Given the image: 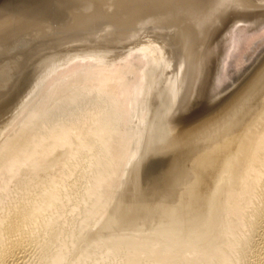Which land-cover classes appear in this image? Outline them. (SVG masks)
Wrapping results in <instances>:
<instances>
[{
    "label": "bare ground",
    "instance_id": "6f19581e",
    "mask_svg": "<svg viewBox=\"0 0 264 264\" xmlns=\"http://www.w3.org/2000/svg\"><path fill=\"white\" fill-rule=\"evenodd\" d=\"M146 78L147 70L143 56L131 59L128 62L99 59L84 62V64L72 65L61 69L51 80L40 87L39 91L12 112L11 117L7 119L8 121L6 120L0 125L2 126L0 132L4 133L9 130L11 131L9 134H12L9 141L5 142L6 147L4 143L0 145V147H5L3 152L0 153V170L8 169L11 173L13 163L10 162L15 160L16 155L27 147L33 138V140L36 138V141L33 145H31V142L29 147H32L30 149L26 148L29 149L25 154L26 156H24L26 159L31 161L30 158L33 155H40L43 152L47 155V152H57L62 147L63 151L60 150V154L59 152L56 153L60 155L57 156L58 158L56 157L57 159L48 155L45 163L42 161L45 171L48 170V172L50 170L55 172L54 167L57 165L58 160L60 162L64 159V163L61 161L63 165L60 171L58 170L61 165H57L56 170L59 174L56 171L55 175L54 173L51 174L54 175L53 177L49 175L50 179L45 178L47 182L44 186L41 185L40 187L38 183L43 184L46 180L37 182L38 180L35 179L38 176L33 177V180L37 182L35 187H39L37 190L31 191L32 195L29 192L30 189L28 191L30 195L27 194L26 196L24 194L25 198L29 196L27 199H30V201H25L29 204L24 205L22 203L24 205L22 206V199H15L13 202L6 204L7 207L0 209V264H10L18 255L17 253L22 247L21 238L19 240V237L28 226L23 221L28 219L29 216H33L34 219L39 216V214H36V209L40 206V203L47 201L48 197L53 199H51L53 204L50 205L52 208L48 204L50 209H45L47 212L42 213V217L39 216L41 219H36V221L33 219L32 230L37 226L46 224L53 215L56 216L55 214L60 209H58V205L63 199L72 198L67 192L66 186H63L64 179L71 175L70 173L76 165H78L76 168L79 167L80 160L84 156H86V159L82 160L86 162V166L91 167V177L84 187V191L81 192L80 197L82 200H89V198L92 200L93 193L98 189L102 190L104 188L102 191L106 192L105 187L111 181L118 186L121 182V170L126 169L124 166L127 165L126 162L134 161L138 163L142 152L147 120ZM66 88H69L64 95L68 99L65 100L66 104L67 101L69 103L71 97H73V100L76 99L73 94H78L77 96L83 94L80 95L83 97L79 96L78 99H85V95L89 94L88 91H94L95 99L91 98L89 104L84 99L81 100L86 103L85 106H81L82 103L79 104L80 100L79 103L77 102L78 99L74 100L81 107L76 106L77 110H68L69 112L67 111L66 115H62L64 111L61 112V104L65 102L62 93ZM45 91L48 93L47 97L45 94L42 95ZM92 94L93 92H91ZM37 96L45 97H42L43 99L39 101L42 103L45 99L44 103L42 105L39 103L40 107H37V111H33V115L29 114L28 120L22 123L19 120L17 121L18 113L25 109ZM87 96L89 98V95ZM59 97L62 98V102ZM57 99L61 102L60 105L57 103L55 107L54 103L51 108L54 110V108L61 106L57 110H60L59 113L62 117L58 115L60 118L57 117L56 120L51 121V118H56L52 117L56 113L52 115L49 111L46 116L44 112L50 110V104ZM70 103L72 102L70 101ZM66 104L64 106L69 108L73 103L67 106ZM71 107H74V105ZM136 107H140L138 119H134L136 118V116L134 117ZM42 111H44L42 113L44 116H41ZM49 115L52 116L49 118ZM45 116L50 120H47ZM133 120H137L135 125L137 129L136 127L134 129L130 124ZM13 125L18 126L15 132L10 130L13 129ZM135 131H137L136 134ZM81 153L85 154L81 155ZM56 154L52 155L56 156ZM128 158H133V160H128ZM35 161L37 162V160ZM26 163L24 162V164ZM32 164L30 165L32 166ZM40 168L43 169V167ZM128 169L126 171L131 168ZM34 170L37 172L36 169ZM1 171L3 172V170ZM13 171L12 174L16 172L13 173ZM27 171L29 172L28 169ZM6 172L4 173L6 174ZM132 173L134 172L132 171ZM25 175L27 176V174ZM34 176L36 175L34 174ZM124 176L129 177L125 175V172ZM14 179L16 180L15 177ZM39 179L41 180V177ZM14 183L21 182L15 181ZM2 193L0 195L3 196ZM118 193L121 195L122 192ZM103 194L105 195V193ZM106 194L108 193L106 192ZM134 195L135 192L133 191L131 193L125 192L119 196L118 202L116 200L117 203L114 202L116 204L112 205L110 210L107 208V219L101 224L99 232L91 234V238L89 236V244L88 247L82 250L85 254L82 257L90 259V256H92L94 258L91 259L92 262H96L94 264H101L96 260L100 258H98L99 255L93 256L96 253L95 248L97 246L101 248L98 250L101 255L103 253L104 256H109L110 262L107 264H264V95L198 157L182 203H163V205L154 209L158 210L160 208L156 215L153 213L154 210H149L152 213L149 218L143 217L145 211L142 210L141 215L138 208V206L147 205L149 202L133 203ZM2 196H0V200ZM75 197L73 196V198ZM107 198L109 197L107 196ZM81 199L80 203L73 201L81 204ZM99 202H96L97 205L100 204ZM44 208L42 207V209ZM33 212L37 215L36 217L32 215ZM39 213L41 214V210ZM167 214L177 215L179 216L178 219L187 218L188 224L191 223L189 226L196 224L198 230L188 227V224L182 229L175 226L176 229H173V227L171 229L172 225L166 229L172 222L171 220H169V223L166 222ZM149 220L150 222L154 220L156 224H150ZM173 221L176 222V220ZM25 222L28 223L29 221ZM165 222L167 226H165ZM28 224L31 225V223ZM142 226L147 230L143 229ZM31 228L29 227V229ZM80 241L83 242V240ZM55 248L56 251L54 249L55 254H53H57V256L65 250L61 244H58Z\"/></svg>",
    "mask_w": 264,
    "mask_h": 264
},
{
    "label": "water",
    "instance_id": "95a60500",
    "mask_svg": "<svg viewBox=\"0 0 264 264\" xmlns=\"http://www.w3.org/2000/svg\"><path fill=\"white\" fill-rule=\"evenodd\" d=\"M143 56L133 203H182L196 160L264 95V0H0V123L63 68Z\"/></svg>",
    "mask_w": 264,
    "mask_h": 264
},
{
    "label": "rangeland",
    "instance_id": "374dc122",
    "mask_svg": "<svg viewBox=\"0 0 264 264\" xmlns=\"http://www.w3.org/2000/svg\"><path fill=\"white\" fill-rule=\"evenodd\" d=\"M68 89L69 88H66V89H64V92L62 93L63 95L62 96H64L66 93V90L68 91ZM79 92V91H78ZM91 92H93V94L91 95ZM91 92H87V93H89V94H86L85 96H86V98L84 99L85 100V102H88L87 104H89L90 102L89 101H91L92 99L91 98H93V99H95V96H94V91H91ZM79 93H82L81 91L79 92ZM44 94H45V96L46 95H48V93L45 91L44 93H42V95L44 96ZM74 95V97H76V99H74V100H77L78 98H79V96L80 95H83V94H79V96H77L76 94H73ZM76 95V96H75ZM87 95H89V98H88V96ZM93 96V97H91V96ZM40 96V95H39ZM39 96H37L38 97V99H37V97H35V98H33L34 100L32 101V102H30L29 103V105L25 108V109H23L22 111H20L18 114H19V116H17V121L19 120V121H21V123L22 122H24V121H26V120H28L29 119V117H30V115H33L32 113H34L35 112V110L37 111L38 110V108L37 107H40V104L39 103H41V102H39L40 100H42L43 98H45V97H43V96H41V97H39ZM43 97V98H42ZM47 97V96H46ZM65 97V99H63L64 101L65 100H68V99H66V96H64ZM63 97V98H64ZM81 97V96H80ZM83 97V96H82ZM81 97V98H82ZM41 98V99H40ZM59 98H61V97H59ZM58 98V99H59ZM56 100L55 102H53V103H51L50 104V108H51V106L54 104V106L56 107L57 106V103H59V105H60V103L62 102V98L60 99V101L61 102H59V100ZM83 99H78L77 100V102L79 103L81 100H83ZM45 100V99H44ZM44 100L42 101V103H41V105L44 103ZM73 100V97H71L70 98V101L73 103H70V101H69V103H68V101H67V104H66V101L64 102V103H62L61 104V106H59V107H61L62 109H67V110H62L61 109V112L62 111H64V113H62V115L64 114V115H66L69 111H73V110H77L76 108L77 107H79L80 105H81V103H82V105L81 106H85V102H80L79 104V106L77 105L78 103L76 102L75 103V101ZM80 100V101H79ZM145 100H146V98H145ZM38 101V102H37ZM74 101V102H73ZM35 102V103H34ZM75 103V104H74ZM145 103H146V109H147V100L145 101ZM64 104H66V106L69 104V105H71V106H73L74 105V107H69V108H67V107H65L64 106ZM36 106V107H34V106ZM37 105H39V106H37ZM31 106V107H30ZM53 106V107H54ZM77 106V107H76ZM80 106V107H81ZM59 107H57V108H59ZM79 107V108H80ZM57 108H54V110H52L53 108H51L50 110H47V112H44V111H42L41 112V116L43 115L42 113L44 112L45 113V115L47 116L49 113L50 114H52V115H54L55 113V115L54 116H52V115H49V118L52 116V117H56L55 119H53V118H51L52 120L51 121H54V120H56L57 119V117H58V115H60V113H59V109L57 110ZM75 108V109H74ZM78 108V109H79ZM31 109V110H30ZM33 109V110H32ZM48 109H49V106H48ZM73 109V110H72ZM55 110H57V111H55ZM69 110V111H68ZM34 111V112H33ZM49 111H51V112H53V113H51V112H49ZM68 111V112H67ZM49 112V113H48ZM48 113V114H47ZM30 114V115H29ZM139 114H140V107H136V109H135V114H134V117L136 116V118H134V119H138V117H139ZM57 115V116H56ZM62 115H60L61 117H62ZM44 116V115H43ZM45 116V117H46ZM60 116L58 117V118H60ZM9 117H11V115L10 116H8L7 118H6V120L9 118ZM48 117H46V119L47 120H50ZM146 119H147V115H146ZM6 120H4L3 122H5ZM8 121V120H7ZM136 121L137 120H133L130 124H131V126H133V128L134 127H136L135 125H136ZM3 122L2 123H0V125L1 124H3ZM133 123V124H132ZM1 127L2 126H0V129H1ZM13 127V129L11 128L10 130H12V132H15V130H17V128H18V126L17 125H13L12 126ZM135 129V128H134ZM136 129H137V127H136ZM8 130V129H7ZM11 131H5L4 133H2V132H0L1 134H0V145H3V143L5 144L4 146L6 147L7 145H6V143L9 141V138H10V136L12 135V134H9ZM136 132L137 131H135V134H136ZM7 134V135H6ZM134 134V133H133ZM134 134V135H135ZM144 134H145V132H144ZM6 137V138H5ZM34 139V138H33ZM31 140L30 141V144H31V142H32V144L31 145H33V143H34V141H36V138H35V140ZM56 139V138H55ZM6 140V141H5ZM6 142V143H5ZM143 143V142H142ZM29 143H28V146L27 147H25L23 150H24V152H22V151H20L17 155H16V157L14 158L15 160L14 161H12V162H10V163H13L12 164V166H10V167H12V169H11V173H10V170H8L7 168V170H4V169H1V170H3V172L0 170V193H2L3 194V196L2 195H0V196H2V199L0 200V209H2V208H5V207H7L8 205H6V204H9V203H11V201L13 202V200H19V199H22V202H21V204L22 203H24V205L27 203V204H29V202H26L25 203V201H30V199L28 200L27 198L29 197H26L25 198V195L24 194H26V196H27V194H29V192L31 193V195H32V192L33 191H35L34 189H36L37 190V188L39 187H35V186H37V182H43L44 180H48V179H50L51 177H53L55 174H56V169L58 168L57 167V165L59 166V165H61V167L59 166V170L58 171H60V169L62 168V165H63V163H64V159H62L61 161L63 162H59V160H58V162H57V165L54 167V170H55V172H51V170H50V172H48V170L47 171H45V169H44V165L42 164L43 162L45 163V160H46V158L48 157V155L50 156V157H59L60 155V150H62L63 151V149H62V147L60 148V150H57V152H59V154L57 155L56 153V151H54V152H51L53 155H55L56 154V156H53L51 153H48L47 152V155L44 153H41L40 155H38V154H36L35 156L33 155L31 158H30V160L31 161H29V159H26L24 156H26L25 154H26V152H28V150L30 149V147H32V146H30L29 147V145H30ZM4 146H2V147H0V148H2V149H0V153H2L3 152V150L5 149V147ZM65 146V145H64ZM63 146V147H64ZM26 148H29V149H26ZM65 148V147H64ZM39 153V152H38ZM55 153V154H54ZM52 156H51V155ZM85 154V153H84ZM83 153H81V155H84ZM57 157V158H58ZM86 156H84L82 159L83 160H85L86 158H85ZM45 158V159H44ZM56 158V159H57ZM81 159V160H82ZM133 160V158L131 159V158H128V160ZM28 161V163H26V161ZM35 160H37V162L35 161ZM80 160V164H79V167H77L76 168V166H78V165H76L75 166V169L73 170V171H71L72 173H70L69 175H67V176H69V177H67V178H65L64 179V183H66V184H64L63 183V186L65 187L66 186V189L68 190L67 192L72 196V198H73V196L75 197V198H73V200H75V201H77L78 203H80L81 201H80V199H81V195H82V193L81 192H83L84 191V187L88 184V182H89V180H90V175H91V167L90 166H86L85 165V161H81ZM43 161V162H42ZM24 162L26 163V164H24ZM30 162V163H29ZM38 162H39V164L41 165H39L38 164ZM82 162V163H81ZM32 163H34V164H32ZM38 165H36V164ZM61 163V164H60ZM30 164H32V166L30 165ZM126 164L127 165H124L125 167H126V169L124 168L123 170H121V172H122V175H121V182L119 183V185L118 186H116L117 184L114 182V184H113V182L111 181L109 184H108V186L106 185V187H105V191L108 193V194H106V192H103L102 190L104 189H98V190H96V192H94L93 193V195H92V197H91V199L92 200H90V198H89V200H82V203L81 204H78V203H75V201H73V200H71L72 198H66V199H63V201L62 202H60V206L58 205V215L57 214H55L56 216H58V217H56V216H52V218H51V220L49 219L48 220V222H46V224H44V225H40V226H37L35 229H33L32 230V221L34 222V220L36 221V219L37 220H40L41 219V217H42V213H46L47 211V209H50V208H52L50 205L51 204H53L51 201L53 200L51 197H48L49 199L47 200V201H44L43 203H40V206L39 207H37V209H36V214L38 215L39 214V216L41 215V217H37V218H32L33 216H29L28 217V219H23L24 221V223L26 224V226H27V231L25 230L22 234H23V238H22V234H21V236L19 237V240H20V238H21V245H22V247L20 248V250H19V253H17L18 255L12 260L13 262H11L10 264H57V263H61V264H77V262H79L78 264H86V263H88V264H94V263H96V262H92V256H90V259L89 258H84V257H82V255L84 254V252L82 251L84 248H86V247H88L87 245L89 244V240H90V238H91V234H95V233H97V232H99V230H100V226H101V224L107 219V215H108V210H107V208L110 210V208L112 207V205H115L117 202H118V198H120L119 196H121L122 194H124L125 192H128V193H131L132 191L133 192H135L136 190H135V186H136V182H137V178H138V175H137V173H138V169H139V165H140V159H139V161H138V163H135L134 161H131V162H129V161H127L126 162ZM11 165V164H10ZM31 167H30V166ZM34 165V166H33ZM130 165V166H129ZM29 166V167H28ZM38 168H37V167ZM43 167V169L42 168H40V167ZM82 166V167H81ZM28 167V168H27ZM36 167V168H35ZM88 167H89V169H88ZM130 170H129V169ZM10 169V168H9ZM29 170V172L27 171L26 172V170ZM30 169H32V170H30ZM34 169H36L37 170V172L34 170ZM87 169V170H86ZM129 170V171H126V170ZM16 171L15 173H14V171ZM22 170V172H20ZM25 170V171H24ZM135 170H136V172H135ZM5 171H7L8 172V174H7V172H6V174L4 173ZM12 171H13V173L14 174H12ZM35 171V172H34ZM58 171H57V173H58ZM89 171V172H88ZM132 171L134 172V173H132ZM31 172V173H30ZM45 172H46V174H45ZM124 172H125V175H128L129 177L127 178V176H124ZM127 172V173H126ZM33 173V174H32ZM49 173V174H48ZM52 173H54V175H51ZM129 173H130V175H129ZM136 173V174H135ZM12 174V175H11ZM23 174V175H22ZM25 174H27V176L25 175ZM34 174L36 175V176H34ZM40 176H39V175ZM59 174V173H58ZM57 174V175H58ZM17 175V176H16ZM29 175V176H28ZM33 175V176H32ZM45 175V176H44ZM49 175H51V177H49ZM56 175V176H57ZM10 176H12V177H10ZM20 176H21V178H20ZM24 176V177H23ZM38 176V178L37 179H35L36 181H34L33 179V177H37ZM48 176V177H47ZM124 176V177H123ZM4 177V178H3ZM5 177H7V178H5ZM14 177L16 178V180L14 179ZM18 177V178H17ZM39 177H41V180L39 179ZM126 177V178H125ZM11 178H12V181H11ZM46 178V179H45ZM69 178V179H68ZM122 178H123V180H122ZM129 178H131V179H129ZM10 179V180H9ZM19 179V180H18ZM133 179V180H132ZM47 180L46 181H44L43 182V184L42 183H38V185H40V187H41V185L42 186H44L45 184H46V182H47ZM127 180V181H126ZM129 180V181H128ZM16 181V182H21V183H16L17 184V186H15L16 184L14 183V182ZM133 181V182H132ZM7 183L8 185H12V186H8L7 184H5V183ZM12 182V183H11ZM130 182V183H129ZM133 183V185H132V183ZM135 182V183H134ZM10 183V184H9ZM26 183V184H25ZM32 183V184H31ZM34 183V184H33ZM112 183V184H111ZM126 183V184H125ZM2 184H3V186H5L4 187V189H3V186H2ZM116 184V185H115ZM110 185V186H109ZM112 185V186H111ZM20 186V187H19ZM34 188H33V187ZM122 186H123V189H122ZM10 187H12L11 189H10ZM14 187H16V188H14ZM108 187H110V188H108ZM112 187V188H111ZM114 187V188H113ZM1 188H2V190H4V191H2L1 190ZM31 188H32V190H31ZM108 188V189H107ZM9 189V190H8ZM29 189H30V191H29ZM110 189V190H109ZM127 189V190H126ZM128 189H130V190H128ZM112 190H113V192H112ZM114 190H116V191H114ZM122 190V191H121ZM5 191H7L6 193H5ZM8 191H10V192H8ZM29 191V192H28ZM32 191V192H31ZM122 192L121 193V195L118 193V192ZM123 191H124V193H123ZM105 193V195L103 194V193ZM115 192V193H114ZM99 193H101V194H99ZM6 194V195H5ZM30 195V194H29ZM96 195H99V196H96ZM110 195V196H109ZM112 195H114V196H112ZM17 196V197H16ZM101 196V197H100ZM104 196V197H103ZM107 196L109 197V198H107ZM116 196V198H114ZM93 197H94V199H93ZM95 197H97V199H95ZM98 197H99V199L101 198H105L104 200L102 199H98ZM77 198V199H76ZM88 198H86V199H88ZM112 198V199H111ZM24 199V200H23ZM27 199V200H26ZM52 199V200H51ZM79 200V201H78ZM95 200H96V202H99L98 204L99 205H97V203L95 202ZM99 200V201H98ZM115 200V201H114ZM116 200H117V202H116ZM24 201V202H23ZM72 201V202H71ZM105 201H106V203H105ZM113 201V203H111ZM19 202V201H18ZM86 202V203H85ZM114 202H116L115 204H114ZM74 203V204H73ZM84 203V204H83ZM48 204H49V206H50V208H49V206H48ZM103 204V205H102ZM23 204H22V206H24ZM92 205V206H91ZM139 205V204H138ZM137 205V206H138ZM44 206H45V208H44ZM47 206V207H46ZM74 206V207H73ZM78 208H77V207ZM91 206V207H90ZM101 206V207H100ZM144 206H146L145 207V210H144ZM150 205L149 204H142V205H140V207L138 206V208H139V211H140V213H141V211L143 210V211H145L144 212V215H143V217H151L152 216V213H150L149 212V210H150V207H149ZM42 207L44 208V209H42ZM99 207V208H98ZM142 207V208H141ZM149 207V208H148ZM95 208V209H94ZM137 207H136V210L138 209ZM41 210V214L39 213L40 212V210ZM46 209V210H45ZM163 209V208H162ZM106 210V211H105ZM159 211H160V208L158 209ZM158 210H154L153 211V213H154V215H156L159 211ZM39 211V212H38ZM142 211V212H143ZM157 211V212H156ZM38 212V213H37ZM147 212V213H146ZM60 213V214H59ZM85 213V214H84ZM92 213V214H91ZM34 212L32 213V215H34L35 217L37 216ZM87 214V215H86ZM89 214V215H88ZM70 215V216H69ZM86 215V216H85ZM141 215H142V213H141ZM105 216H106V218H105ZM178 217L179 216H175V215H170V214H167L166 215V219H167V223H169L170 221L169 220H171L172 222L168 225V227H166V229L167 228H169L171 225V229H172V227H173V229H176L175 227H179L180 229H182V227H185V226H187V224H188V219L187 218H185V217H182V219H178ZM30 218H32V219H30ZM184 218V219H183ZM34 219V220H33ZM88 219H91V220H88ZM29 221L28 223H31V225H29L27 222H25V221ZM72 220V221H71ZM173 220H176V222L175 221H173ZM183 220V221H182ZM54 221V222H53ZM178 221V222H177ZM186 221V222H185ZM50 222V223H49ZM166 222H165V224H166ZM55 223V224H54ZM149 223L151 224H153V225H155L156 223H155V221L153 220V221H151L150 222V220H149ZM180 223V224H179ZM100 224V225H99ZM178 224H179V226H178ZM186 224V225H185ZM189 225H191V223H189L188 224V227H192L193 229H197L198 228V226L195 224V225H193V226H189ZM99 226V227H98ZM165 226H167V224L165 225ZM175 226V227H174ZM196 226V228H194ZM29 227L31 228V229H29ZM143 227V226H142ZM143 229H145V227H143ZM179 229V230H180ZM29 230V231H28ZM31 230V231H30ZM86 230V231H85ZM92 230V231H91ZM142 230V229H141ZM145 230H147V229H145ZM168 230H170V229H168ZM198 230V229H197ZM80 231V232H79ZM177 231H178V229H177ZM92 232H94V233H92ZM143 232H145V231H143ZM51 233V234H50ZM28 234V235H27ZM89 236H90V238H89ZM82 237V238H81ZM23 239V240H22ZM87 239V240H86ZM80 240H83V242L82 241H80ZM85 240V241H84ZM60 242V243H59ZM86 242V243H85ZM82 243H84V244H82ZM58 244H61V246L63 245L64 246V249L65 250H63V252H61L60 254H58L59 256H57V254L56 255H54L55 254V252L54 251H56V246H58ZM30 245V246H29ZM71 246V247H70ZM76 246H77V248H76ZM68 247H70L69 249H68ZM76 248V249H75ZM98 248V249H97ZM55 249V250H54ZM67 249V250H66ZM101 248H99V247H97L96 246V248H95V254H93V256H95L96 254L97 255H99L98 256V258L99 259H101V260H99V259H96L97 261H99V262H101V264H102V262H104L103 264H107V263H109L110 262V258H109V256H104V254L102 253V255H101V253H99V251L98 250H100ZM54 250V251H53ZM74 250V251H73ZM77 250V251H76ZM81 250V251H80ZM102 251V250H101ZM23 252V253H22ZM103 252V251H102ZM54 253V254H53ZM82 253V254H81ZM52 254V256H50ZM75 255V256H74ZM85 255V254H84ZM83 255V256H84ZM96 255V256H97ZM81 256V257H80ZM50 257H52V258H50ZM107 258H109V259H107ZM48 259V260H47ZM78 260L77 262H76V260ZM81 259V260H80ZM94 259V258H93ZM102 259H104V260H102ZM16 260V261H15ZM107 260V261H106ZM62 261V262H61ZM80 261H83L82 263L80 262ZM59 263V264H60Z\"/></svg>",
    "mask_w": 264,
    "mask_h": 264
},
{
    "label": "snow or ice",
    "instance_id": "6c2138e0",
    "mask_svg": "<svg viewBox=\"0 0 264 264\" xmlns=\"http://www.w3.org/2000/svg\"><path fill=\"white\" fill-rule=\"evenodd\" d=\"M234 3H235L237 6H239V4L242 3V0H234Z\"/></svg>",
    "mask_w": 264,
    "mask_h": 264
}]
</instances>
